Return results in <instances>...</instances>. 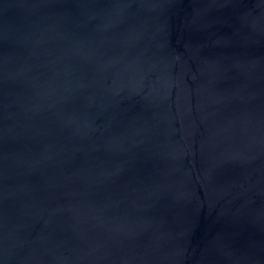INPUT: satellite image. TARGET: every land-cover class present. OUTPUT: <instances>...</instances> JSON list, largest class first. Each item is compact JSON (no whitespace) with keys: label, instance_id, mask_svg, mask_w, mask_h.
Returning a JSON list of instances; mask_svg holds the SVG:
<instances>
[{"label":"water","instance_id":"water-1","mask_svg":"<svg viewBox=\"0 0 264 264\" xmlns=\"http://www.w3.org/2000/svg\"><path fill=\"white\" fill-rule=\"evenodd\" d=\"M0 264H264V0H0Z\"/></svg>","mask_w":264,"mask_h":264}]
</instances>
